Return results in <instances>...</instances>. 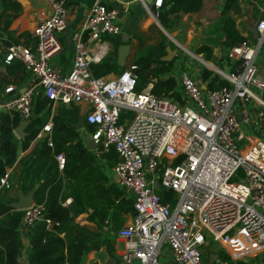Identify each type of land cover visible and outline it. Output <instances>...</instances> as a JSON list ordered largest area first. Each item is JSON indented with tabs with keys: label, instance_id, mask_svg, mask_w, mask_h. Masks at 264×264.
I'll list each match as a JSON object with an SVG mask.
<instances>
[{
	"label": "built area",
	"instance_id": "2783aa9c",
	"mask_svg": "<svg viewBox=\"0 0 264 264\" xmlns=\"http://www.w3.org/2000/svg\"><path fill=\"white\" fill-rule=\"evenodd\" d=\"M40 1L48 3L49 13L34 29L35 43L10 46L5 58L7 65L22 63L32 80L20 95L0 101V137L5 112L31 120L38 87L54 105L88 106L85 119L94 128L96 153L115 152L112 172L134 203L135 216L118 232L127 243L125 264H212L211 256L216 257L213 264H240L264 254V62L255 58L264 52V9L255 46L243 43L229 53L227 86L202 89L189 73L176 74L194 104L180 107L155 94L152 84L138 91L135 64L112 77H94L92 65L111 51L104 38L122 32L120 11L108 0H95L83 29L73 35L72 69L65 73L56 67L53 60L63 51L59 35L67 29L69 7L67 0ZM254 99L260 104L257 140L241 131V124L251 125ZM127 112L131 117L124 119ZM52 128L49 122L43 132L52 133ZM47 144L54 145L52 140ZM56 159L62 167L64 155ZM0 186L11 187L9 174ZM22 212L20 232L30 236L46 206L35 203ZM46 223L49 230L55 228L50 220ZM211 241L230 262L220 260L219 249L208 250Z\"/></svg>",
	"mask_w": 264,
	"mask_h": 264
},
{
	"label": "crops",
	"instance_id": "0c3cea01",
	"mask_svg": "<svg viewBox=\"0 0 264 264\" xmlns=\"http://www.w3.org/2000/svg\"><path fill=\"white\" fill-rule=\"evenodd\" d=\"M94 1L67 0L68 25L59 35L63 51L53 60L54 65L65 73L72 69L74 62L72 37L83 29ZM164 1L167 3L166 7H159V0H108L112 7L120 11L122 32L115 37H105L104 40L110 43L109 55L112 54L113 58H116L118 65V49L124 44L122 37H129L127 44L130 46V52L124 68L149 55L165 61L169 55L168 50L176 52L170 61L173 62L172 70L162 76L164 80L172 79L175 84L163 95L170 97L180 107H194L193 102L180 88L178 72L189 73L202 89L220 88L227 82L224 74L232 71L229 53L239 46H232L227 42L224 33L225 22L233 20L239 34L246 39L245 43L255 46L257 40L254 39L252 30L256 29L263 17L264 0H237L234 10H226L227 0H204L199 12L179 14L169 29L164 27L161 18L170 8L171 0ZM164 1L162 0V4ZM48 13L49 5L44 1L0 0V101L20 95L32 80L18 62L12 63L13 65L5 63L9 48L7 44L11 42L9 38H14L19 45L35 43L34 29ZM173 17L171 16L172 19ZM203 47H207L208 52H202ZM195 53L198 58L195 57ZM255 58L257 63H263L264 52L257 53ZM157 68L159 65L153 63L150 70ZM174 71L175 74H172ZM117 74L119 73L113 72L108 76ZM156 83L157 79H152L148 84L154 87ZM9 87H13L14 90L7 94L6 90ZM36 91L37 95L41 91L33 104L32 122L36 125L30 126L29 120L23 130V138L16 134V130L24 119L16 112L3 114L17 115L19 120L13 124L11 134L17 141L16 159L12 165L5 168V174H9L10 177L11 187L0 186V198L4 199L12 210L18 211L13 205L18 203L22 196L32 195L35 204L36 192L40 185L45 181L58 180L62 206L69 208L78 201V206L82 207L83 211L76 216L75 223L99 243L98 248L83 256L80 264H125L122 257L127 250V243L118 237V232L131 223L135 210L133 199L124 193L112 172L116 155L113 152L100 157L97 155L96 145L92 142L94 128L89 126L85 119L87 105H54L44 97L40 87ZM254 92L259 96L258 91ZM259 108L260 104L256 99L251 101V125L241 124L242 133L255 140L261 138L256 125ZM61 110L67 111L71 116L56 120ZM234 110L239 113L238 102L234 103ZM80 120L82 123L77 126ZM37 121L39 122L36 123ZM49 122H52L53 128L52 133L47 134L43 132V128ZM36 130H38L36 136L29 140L28 137ZM39 135L42 137L38 138ZM43 140H47V143L48 140H52L54 145L49 147L47 144L50 149L48 156L36 158L32 162ZM2 141L3 138H0V143ZM242 144L246 148L248 142ZM59 154H63L65 159L62 167L56 159ZM53 165L57 167L54 168ZM27 172L28 179H25L24 186L31 187V190L25 192L21 180ZM36 178L38 179L35 181ZM52 189L53 183L46 188V194ZM95 212L104 214L105 217L100 219L94 215ZM20 225L17 233L22 249L17 261L18 264H23L24 261H28L31 251V235H23L20 232ZM61 237H64V234H61ZM3 249L0 245V251ZM135 263L136 261L133 264Z\"/></svg>",
	"mask_w": 264,
	"mask_h": 264
},
{
	"label": "trees",
	"instance_id": "16d2710c",
	"mask_svg": "<svg viewBox=\"0 0 264 264\" xmlns=\"http://www.w3.org/2000/svg\"><path fill=\"white\" fill-rule=\"evenodd\" d=\"M203 1L204 0H171L170 8L164 12L161 18L162 24L167 29L171 28L179 14L199 12L203 6ZM236 1L237 0H227L226 10H234L236 8ZM166 5L167 3L164 1L162 6L166 7ZM171 16H174L173 19ZM224 33L227 42L232 46L242 45L246 42V39L237 31L233 20H227L225 22ZM9 39L11 41L7 44L9 47L19 45L18 42H15L14 38L11 37ZM201 51L208 52V49L207 47H203ZM153 63L159 65V68L150 70ZM18 64L23 67L22 63L18 62ZM135 65L138 67L137 73L139 75L137 85L138 91L146 88L152 79H157V83L154 84L153 87V92L157 95L167 94L174 87L175 83L172 79H162L163 75L172 70L173 62H165L157 56L149 55L138 59ZM123 70L124 68H119L116 58H113L112 54H108L101 63L92 65V72L96 78H104L113 72L120 74ZM227 85L228 83L225 82L221 87ZM39 92L41 93V91ZM38 95L36 91L34 98L35 102L38 99ZM68 116L71 115H69L67 111L61 110L56 120ZM18 118L17 115L12 116L6 114L2 116L0 138H3V141L0 143V178L5 175V168L12 165L16 159L17 141L11 137V134L13 124L15 125L18 122ZM32 118L30 126L35 124L32 122ZM38 122L39 121L36 123ZM37 132L38 130L33 132L28 139H33ZM47 148V140H43L32 162H34L36 158L48 156L50 149ZM59 152L58 150L57 153ZM113 153L115 154V152ZM53 167L56 168L57 165H53ZM25 179H28V172L23 175L21 180V185L26 192L31 190V187L24 186ZM37 179L38 178H36L35 181ZM57 181H45L36 192V204H45L46 212L43 216V220L35 225L31 235V251L28 258L31 264H80L85 254L99 247V243L92 239L91 235L84 228L75 223L76 216L83 211V208L78 206V201H75L69 208L62 206L59 199L60 185ZM52 183L53 189L46 194V188ZM167 198H169L168 194H166L164 201ZM72 212L73 215H71ZM94 215L98 216L100 219L105 217L104 214L99 212H95ZM22 219L23 212L12 210L7 202L0 198V245L4 248L0 251V264H18L17 258L22 249V244L17 233V228ZM46 220H50L55 224L53 230L48 229ZM61 234H64V237H61ZM65 250L67 251L65 252Z\"/></svg>",
	"mask_w": 264,
	"mask_h": 264
},
{
	"label": "water",
	"instance_id": "95a60500",
	"mask_svg": "<svg viewBox=\"0 0 264 264\" xmlns=\"http://www.w3.org/2000/svg\"><path fill=\"white\" fill-rule=\"evenodd\" d=\"M252 34L254 35V39L257 40L259 35H258V32L256 29L252 30ZM128 40H129V37L123 36L122 41L124 44L121 45L118 49V65L121 68H124L126 66V61H127V58H128L129 52H130V46L127 44ZM69 44H71V39L69 40ZM168 53H169L168 57L165 58L164 60L170 62V61H172L173 56L176 54V52L168 50ZM240 120L241 119L239 118V121ZM28 123H29L28 120H24L21 123L20 127L16 130V134L18 136H20L21 138H23V130ZM81 123H82V121L80 120V122L77 124V126H80ZM90 145H93V143H90ZM116 178L118 180V177H116ZM32 204H33L32 195H30L28 197L22 196L20 201L13 205V208H15L18 211H23V210L29 208ZM215 258H216L215 256H211V263L212 264L215 262Z\"/></svg>",
	"mask_w": 264,
	"mask_h": 264
},
{
	"label": "rangeland",
	"instance_id": "374dc122",
	"mask_svg": "<svg viewBox=\"0 0 264 264\" xmlns=\"http://www.w3.org/2000/svg\"><path fill=\"white\" fill-rule=\"evenodd\" d=\"M194 55H195V57L198 58V55H196V53ZM199 59H200V57H199ZM130 117H131V113H129V112L124 113V117H123L124 119L130 118ZM234 180H237V179H234ZM210 244H211V246L208 247V250L209 249H212V248H214L212 251H215V249H219L218 254H219L220 260H222V261H228V262L231 261L230 257L226 254V252L224 250H222L218 246L217 243H214V242L211 241ZM205 250L207 251V249H205ZM263 260H264V254L259 255V256L256 255V256H253V258L244 259L243 261L240 262V264H261ZM135 264H140V263L138 261H136Z\"/></svg>",
	"mask_w": 264,
	"mask_h": 264
}]
</instances>
